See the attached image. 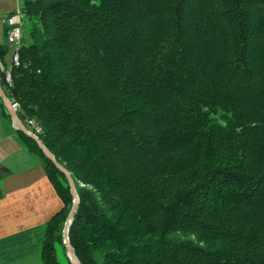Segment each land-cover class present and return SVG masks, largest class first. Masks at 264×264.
<instances>
[{"label": "trees", "instance_id": "1", "mask_svg": "<svg viewBox=\"0 0 264 264\" xmlns=\"http://www.w3.org/2000/svg\"><path fill=\"white\" fill-rule=\"evenodd\" d=\"M19 9L20 61L11 84L0 65V81L74 178L69 238L82 264H264V0ZM9 51L0 44L3 66ZM19 133L64 202L42 264H72L68 179Z\"/></svg>", "mask_w": 264, "mask_h": 264}, {"label": "crops", "instance_id": "2", "mask_svg": "<svg viewBox=\"0 0 264 264\" xmlns=\"http://www.w3.org/2000/svg\"><path fill=\"white\" fill-rule=\"evenodd\" d=\"M19 5L20 0H0V44L10 46L1 63L5 70L12 66L14 48L5 18ZM5 107L0 103V264H42L46 223L64 202L43 157L29 149Z\"/></svg>", "mask_w": 264, "mask_h": 264}, {"label": "water", "instance_id": "3", "mask_svg": "<svg viewBox=\"0 0 264 264\" xmlns=\"http://www.w3.org/2000/svg\"><path fill=\"white\" fill-rule=\"evenodd\" d=\"M0 96L6 106V109L9 115L11 116V119L15 127L18 130L24 132L25 134L31 136L37 142L38 146L42 149L44 154L50 160L54 162V164L65 174V176L68 179V182L71 188V193L73 195V204H72V207L65 221V225L63 229V238H64V243L66 246L67 256L69 257L71 263L72 264H82L80 259L77 257L75 250L71 244L70 238H69V228H70L71 222L73 221L74 214L77 210L79 200H80L79 195L77 193L74 178L71 172L55 158L51 150L42 142L40 137L34 134L32 131H30L29 128L25 125L26 116L22 115L20 112H17L15 110V108L13 107L12 101L7 93V88L5 85L1 84V81H0Z\"/></svg>", "mask_w": 264, "mask_h": 264}, {"label": "built area", "instance_id": "4", "mask_svg": "<svg viewBox=\"0 0 264 264\" xmlns=\"http://www.w3.org/2000/svg\"><path fill=\"white\" fill-rule=\"evenodd\" d=\"M6 26L8 27V39L14 46L12 53V65H18L20 61V47L22 45L23 38V14L19 8L15 9L13 13L6 15ZM1 65V62H0ZM2 67V65H1ZM6 80L9 84L12 83V75L10 69L7 70ZM10 97V96H9ZM13 107L17 112L21 113V104L14 98H11ZM25 125L34 134L38 135L42 132L41 126L34 118H26Z\"/></svg>", "mask_w": 264, "mask_h": 264}, {"label": "rangeland", "instance_id": "5", "mask_svg": "<svg viewBox=\"0 0 264 264\" xmlns=\"http://www.w3.org/2000/svg\"><path fill=\"white\" fill-rule=\"evenodd\" d=\"M57 254H58L59 260L65 261V258H64V254H63V250H62L61 245H58L57 246Z\"/></svg>", "mask_w": 264, "mask_h": 264}]
</instances>
